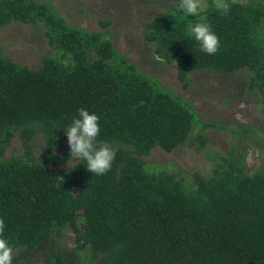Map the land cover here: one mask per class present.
<instances>
[{
    "label": "trees",
    "instance_id": "16d2710c",
    "mask_svg": "<svg viewBox=\"0 0 264 264\" xmlns=\"http://www.w3.org/2000/svg\"><path fill=\"white\" fill-rule=\"evenodd\" d=\"M253 1L227 0L224 14L207 0L205 17L219 39L213 55L187 35L193 17L175 11L146 22L145 39L158 58L176 64L184 85L188 69L247 68L264 113V14L261 0ZM11 22L42 23L56 51L31 70L0 49V153L15 134L23 148L0 159V220L12 264L66 230L78 264H264V169L242 175L231 159L206 179L194 175L189 189L167 172H148L140 157L155 147L170 153L188 140L198 122L192 107L139 73L106 35L68 26L45 3L0 0V28ZM78 108L99 117L95 143L116 149L103 175H91L82 161L66 170L50 167L72 159L70 149L60 157L51 151L67 139L62 129ZM37 134L50 148L46 157L32 154ZM44 255L46 264H69L54 249Z\"/></svg>",
    "mask_w": 264,
    "mask_h": 264
},
{
    "label": "rangeland",
    "instance_id": "374dc122",
    "mask_svg": "<svg viewBox=\"0 0 264 264\" xmlns=\"http://www.w3.org/2000/svg\"><path fill=\"white\" fill-rule=\"evenodd\" d=\"M49 6L68 26L99 32L108 37L114 50L136 70L156 81L162 88L177 95L194 110L198 122L193 124L188 140L170 153L159 147L148 156L140 157L148 172L163 171L181 179L191 188L193 176L208 178L215 166L225 167L235 160L242 175L264 169V113L256 90L249 87L252 72L239 68L232 73H211L188 69L184 85L177 77L175 63H166L154 53L153 43L145 39V23L167 12L176 4L171 0H37ZM242 5H254L253 0H232ZM264 14V0H261ZM193 20V18L191 19ZM190 20V21H191ZM44 25L11 22L0 28L2 55L19 66L31 70L41 66L45 57H55L56 51L44 36ZM260 32L264 37V16ZM94 58V54H90ZM34 157L48 156L42 136L32 139ZM67 139H58L52 155L68 152ZM23 148L17 134L0 159L21 155ZM76 163V161H73ZM72 159L56 161L52 169L66 170ZM80 219L81 214H78ZM54 249L69 264H78L74 237L69 230L61 235L47 236L19 264H46L45 251ZM16 250L14 254H17Z\"/></svg>",
    "mask_w": 264,
    "mask_h": 264
},
{
    "label": "clouds",
    "instance_id": "9594fccd",
    "mask_svg": "<svg viewBox=\"0 0 264 264\" xmlns=\"http://www.w3.org/2000/svg\"><path fill=\"white\" fill-rule=\"evenodd\" d=\"M211 6L224 14L229 10L227 0H212ZM208 7L207 0H176L175 12L183 17H193V20H188L187 35L196 42L201 52L213 55L218 50L219 39L206 20ZM62 131L67 138L72 163L82 161L86 170L97 176L105 174L111 168L116 149L107 144L95 143L100 133L99 117L95 112L78 108L76 115ZM3 230L4 223L0 220V264H12L13 248L3 237Z\"/></svg>",
    "mask_w": 264,
    "mask_h": 264
}]
</instances>
